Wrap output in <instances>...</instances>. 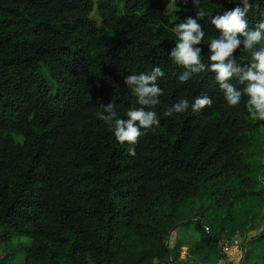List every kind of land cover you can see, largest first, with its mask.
<instances>
[{
    "label": "trees",
    "instance_id": "16d2710c",
    "mask_svg": "<svg viewBox=\"0 0 264 264\" xmlns=\"http://www.w3.org/2000/svg\"><path fill=\"white\" fill-rule=\"evenodd\" d=\"M236 2L0 0V264H220L258 220L241 264H264V120L246 96L230 107L212 72L179 83L170 59L172 28L203 8L209 64L208 17ZM254 5L249 28L264 19ZM154 66L160 125L121 144L97 113L114 101L125 118V78ZM201 94L211 107L164 116Z\"/></svg>",
    "mask_w": 264,
    "mask_h": 264
},
{
    "label": "clouds",
    "instance_id": "9594fccd",
    "mask_svg": "<svg viewBox=\"0 0 264 264\" xmlns=\"http://www.w3.org/2000/svg\"><path fill=\"white\" fill-rule=\"evenodd\" d=\"M197 4L199 0H193L194 7ZM254 7V0H237L234 8L208 17V22L218 34L207 43V59L210 62L207 65L202 62L203 48L200 46L205 43V30L199 22L207 13L203 8L196 11L195 16L187 17L172 28L178 43L171 50L170 59L184 69L177 76L179 83H187L194 74L212 72L230 107L239 105L242 97L246 96V108L251 118L264 120V19L252 28H249L246 19ZM240 52L249 55L250 62L240 63L237 55ZM164 76L162 67L154 66L150 72L132 73L125 78L124 83L135 97L125 118L118 116L114 101L100 106L101 111L97 115L117 142L135 145L138 138L159 127L158 113L151 109L161 103L163 90L157 81ZM233 79L243 87H236L231 83ZM212 104L213 100L209 95L201 94L195 96L191 104L186 98L179 99L163 114L167 117L184 114L190 107L193 113H197ZM128 150L131 155H135L134 148L130 147Z\"/></svg>",
    "mask_w": 264,
    "mask_h": 264
},
{
    "label": "rangeland",
    "instance_id": "374dc122",
    "mask_svg": "<svg viewBox=\"0 0 264 264\" xmlns=\"http://www.w3.org/2000/svg\"><path fill=\"white\" fill-rule=\"evenodd\" d=\"M93 16L99 20V15L97 11H94ZM262 226H263V221L258 220L256 224V228L254 230L250 231L245 236L236 237L233 241V244H228L227 242H224L222 246L224 252L226 253V258H224V260H222L220 264H241L244 257L243 254L244 252H246V249H248L247 242L262 230L263 228ZM176 237H177L176 232H174L170 240L172 247L175 245ZM180 243L182 246L180 259L185 261L190 250H188V247L185 245L184 241Z\"/></svg>",
    "mask_w": 264,
    "mask_h": 264
},
{
    "label": "built area",
    "instance_id": "2783aa9c",
    "mask_svg": "<svg viewBox=\"0 0 264 264\" xmlns=\"http://www.w3.org/2000/svg\"><path fill=\"white\" fill-rule=\"evenodd\" d=\"M245 255V252H244V254H243V256Z\"/></svg>",
    "mask_w": 264,
    "mask_h": 264
}]
</instances>
